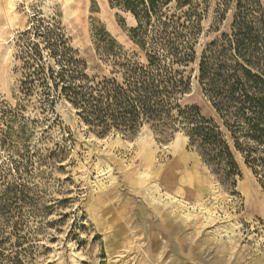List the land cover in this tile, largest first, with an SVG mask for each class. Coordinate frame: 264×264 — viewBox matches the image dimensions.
<instances>
[{"label":"rangeland","instance_id":"374dc122","mask_svg":"<svg viewBox=\"0 0 264 264\" xmlns=\"http://www.w3.org/2000/svg\"><path fill=\"white\" fill-rule=\"evenodd\" d=\"M219 2L210 1L197 58L184 68L180 104L220 124L198 82L204 47L230 33L236 13L233 3L218 15ZM50 26L90 76L111 69L105 38L143 56L130 39L135 19L110 0H0V173L11 188L3 223L27 264H264V181L230 137L238 172L224 178L181 126L102 137L66 100L25 95L32 43L55 65L41 35Z\"/></svg>","mask_w":264,"mask_h":264},{"label":"trees","instance_id":"16d2710c","mask_svg":"<svg viewBox=\"0 0 264 264\" xmlns=\"http://www.w3.org/2000/svg\"><path fill=\"white\" fill-rule=\"evenodd\" d=\"M110 1L135 19L130 39L142 58L120 48L114 51L116 43L105 38L101 57L111 69L108 75L90 76L69 39L50 26L41 35L56 68L45 62L39 45L32 43L25 64V95L38 91L50 105L66 100L88 130L102 137L111 132L134 135L144 125L161 134L181 126L189 147L224 178L238 172L228 136L245 163L264 181L263 0L218 3V15L233 3L236 13L230 33L204 47L198 82L220 124L205 118L197 106L180 104L190 85L184 68L197 58L202 21L211 0ZM6 179L0 173V264H27L26 248L11 242L8 224L3 223L11 189Z\"/></svg>","mask_w":264,"mask_h":264},{"label":"bare ground","instance_id":"6f19581e","mask_svg":"<svg viewBox=\"0 0 264 264\" xmlns=\"http://www.w3.org/2000/svg\"><path fill=\"white\" fill-rule=\"evenodd\" d=\"M146 153V152H145ZM147 154V153H146ZM146 156V155H145Z\"/></svg>","mask_w":264,"mask_h":264}]
</instances>
